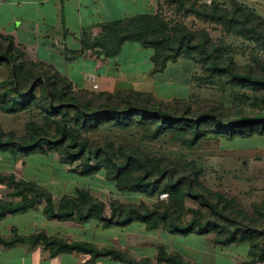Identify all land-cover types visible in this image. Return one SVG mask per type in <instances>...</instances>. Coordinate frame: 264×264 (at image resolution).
I'll return each mask as SVG.
<instances>
[{"label":"trees","instance_id":"trees-1","mask_svg":"<svg viewBox=\"0 0 264 264\" xmlns=\"http://www.w3.org/2000/svg\"><path fill=\"white\" fill-rule=\"evenodd\" d=\"M195 13L212 22L220 23L229 33L241 36L264 49V20L247 11L237 3L234 10L220 4L204 5ZM0 42V67L6 66L10 77L6 83L0 81V109L15 114L31 108L40 110L47 120L56 123L54 135L44 132L36 125L29 126L26 137L18 138L6 133L0 125V151H11L13 156L24 153L32 156L45 153V147L60 149L62 161L80 162L83 174L106 171L108 179L117 184L120 191L156 197L157 202L125 204L113 201L110 214L107 205L80 189L77 196H64L57 207L53 195L34 183L17 181L14 177L1 178L18 189L21 201H0V217L26 212L37 208L39 200L45 202L44 214L57 221H98L105 228L127 227L135 222L145 224L148 230L162 228L170 235L206 236L215 234V244L250 245L251 264L264 262V228L246 214L239 213L223 195H216L206 188L201 180L203 170L196 164L181 168L167 158L146 156L134 146L115 149L113 145L93 146L82 131L98 130L105 123L121 128L138 127L149 141L159 140L170 134L187 147H195L208 136L215 135L227 140L236 137L250 138L264 135V112L247 115L242 109L235 112L222 105L207 101L198 107L174 101L164 103L153 95L135 91L96 93L73 89V84L53 66L28 61L23 52L14 47L12 38ZM136 42L154 49V72H163L170 61L196 52L203 65L204 77L209 81L216 76L225 77L232 84L248 85L261 89L264 101V63L259 69L239 68L233 59L223 56V44L217 45L208 33L202 38L183 25L170 31L159 17H137L126 23L115 22L93 43L84 41V49L99 48L101 55L114 57L121 53L125 43ZM102 52V53H101ZM250 69V70H249ZM95 162L96 166L92 163ZM165 195L163 199H160ZM191 199L209 211L192 209L191 219L185 215V202ZM37 244L43 242L53 256L66 252H79L94 257H111L122 264H133L134 260L116 249H100L83 242H67L48 237L44 233L28 238L9 241ZM163 253L162 262L144 259L135 264H193L180 255Z\"/></svg>","mask_w":264,"mask_h":264},{"label":"rangeland","instance_id":"rangeland-1","mask_svg":"<svg viewBox=\"0 0 264 264\" xmlns=\"http://www.w3.org/2000/svg\"><path fill=\"white\" fill-rule=\"evenodd\" d=\"M19 1L21 0H0L2 3H20ZM78 1L77 3L81 4L84 10L76 17L77 22L73 21L74 23L69 25L72 27L82 23V34H78V36H82L80 38L82 48L85 47L84 41L93 43L94 40L102 37L107 31V26L112 23H126L137 17L150 16L159 17L170 31L177 29L178 25H183L196 38L201 39L203 33H208L217 45H224V58L233 59L241 69L258 70L259 63H264V49L237 34L227 32L220 23L209 21L196 14L194 10L202 9L204 5L211 6L214 3L220 4L223 8L234 10L238 3L247 11L264 20V0ZM68 2L71 1H64L63 7ZM31 5L39 7V4L33 2ZM41 5L44 8L47 7L46 3H41ZM4 9L0 7V25L2 19L6 17ZM75 15L77 16L78 13ZM54 18L53 15L52 19L54 20ZM52 24L53 21L50 25ZM2 36L3 38H12L15 49L24 53L23 48L20 45L18 47L12 36ZM0 42L7 44L8 39L0 38ZM66 43L67 46H70L69 40ZM140 46L144 57L148 52L149 56L152 53L149 61L146 62L145 58L141 57L134 65L126 56L122 57L117 60V72L111 76H115L114 78L100 77L97 81L93 79L89 86L73 85V89L75 91L89 90L96 93H117L132 90L144 95H153L154 98L164 103L179 101L190 104L195 110L205 102L213 101L233 112L236 109H242L247 115L264 112L261 89L256 90L248 85L232 84L222 76H216L209 81L199 80L205 75L200 57L196 52L188 54V57L182 56L176 61H170L163 72H154V49ZM86 50H89L92 57L101 58L104 56L100 54L102 50L99 48ZM131 59L134 58L131 57ZM9 77V69L6 66L0 67L1 83H6ZM68 80L70 79L68 78ZM0 125L6 133L13 134L18 138L26 137L31 125H36L50 135H54L56 132V123L47 120L45 115L34 105L15 114L5 113L0 109ZM82 136L90 140L93 146L110 144L115 149L134 146L148 157L167 158L181 168L196 164L203 170L201 180L206 188L216 195L225 196L232 202L236 211L246 214L259 227L264 228V135L250 138L236 137L233 140H227L211 134L200 141L197 146L191 148L174 140L170 134L159 140L149 141L144 137L143 130L138 127L124 129L113 126L111 123H105L98 130L82 131ZM44 149L45 153H37L32 156H26L24 153L13 156L10 150L8 152L0 151V179L14 177L17 181L24 180L37 184L53 195L57 207L64 196H77L80 189L87 190L93 198L103 201L107 205L108 214H110V204L113 201L125 204L147 203L149 205L157 202L156 197L120 191L117 184L108 179L104 170L83 174L80 162L62 161L60 149L54 150L48 146ZM92 165L96 166V163L93 162ZM17 193L18 189L9 181L0 182V201L18 203L21 201V197ZM164 197L165 195H162L160 199ZM44 208L45 202L40 199L36 209L44 210ZM192 209H200L205 214H209V211L202 208L197 202L188 199L185 202L187 219H191ZM36 214H39L38 211ZM91 222L94 232H96L95 238L99 245L97 248L116 249L129 256L134 262L144 259H150L154 263L162 262V252L174 255L171 254L172 250L181 249L183 246L193 250L195 248L200 251L202 248L206 250L204 240L194 238L197 234L170 235L162 228L150 231L141 222H135L127 227L114 226L110 228H105L98 221ZM90 229L92 228L90 227ZM192 236L194 237L191 238ZM215 237V234L206 235V239L214 244ZM111 259L122 264L120 261ZM251 259L248 264L253 261ZM134 262L133 264H135ZM218 264L226 263L219 261ZM256 264H264V262L259 261Z\"/></svg>","mask_w":264,"mask_h":264},{"label":"crops","instance_id":"crops-1","mask_svg":"<svg viewBox=\"0 0 264 264\" xmlns=\"http://www.w3.org/2000/svg\"><path fill=\"white\" fill-rule=\"evenodd\" d=\"M64 1L68 0L0 2V7L5 8L4 16H6L1 21L0 34L12 36L18 47L20 45L23 48L28 61L53 66L61 74L67 76L73 85L83 87L89 86L93 79L97 81L100 77L114 78L115 76H111L117 72V60L122 57L126 56L133 64L144 57L142 47L134 42L125 43L121 53L117 56L92 57L89 50L81 47L80 38L82 36L78 34H82V23L72 27L69 25L73 21L77 22L76 17L84 9L81 4L77 3L78 0H70L71 2L63 7ZM32 2L39 4V7L32 6ZM41 3H46L47 7L44 8ZM50 5L51 7H48ZM52 21L53 24L50 25ZM67 40L70 46H67ZM150 56L148 52L144 60L149 61ZM37 211L39 214H36ZM39 233L70 243L83 242L99 246L91 221L82 223L57 221L48 218L43 209L33 208L26 212L0 217V248L2 249L0 264H118L109 257H94L79 252H66L53 256L51 250L46 248L43 242L9 244V241H15L17 238H28ZM194 238H202L206 250L204 248L201 251L197 248L193 250L183 246L181 249L172 250L171 254L180 255L193 264H218L219 261H225L226 264H248L251 259L249 244L218 245L207 240L206 236L197 235Z\"/></svg>","mask_w":264,"mask_h":264},{"label":"built area","instance_id":"built-area-1","mask_svg":"<svg viewBox=\"0 0 264 264\" xmlns=\"http://www.w3.org/2000/svg\"><path fill=\"white\" fill-rule=\"evenodd\" d=\"M1 256H2V249L0 248V259H1Z\"/></svg>","mask_w":264,"mask_h":264}]
</instances>
